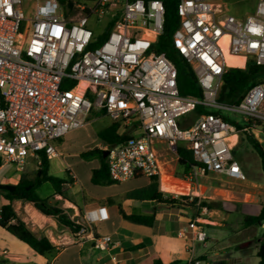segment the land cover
Returning a JSON list of instances; mask_svg holds the SVG:
<instances>
[{
	"label": "built area",
	"instance_id": "obj_1",
	"mask_svg": "<svg viewBox=\"0 0 264 264\" xmlns=\"http://www.w3.org/2000/svg\"><path fill=\"white\" fill-rule=\"evenodd\" d=\"M72 2L70 10L58 0H40L26 19L22 0H0L1 166L13 165L20 174L40 166L42 155L59 157L55 143L83 128L92 111H103L118 123L119 134L133 135L101 149L108 152V174L116 183L139 177L160 182V148L177 160L181 144L200 165L184 179L167 172L172 180L191 185L204 174L245 180L233 156L238 132L223 117L240 115L250 131L257 129L254 138L264 151V84L250 88L236 105L217 98L227 69H243L248 61L264 66V0H256L244 18L228 14L220 0H178L172 41L196 74L201 99L181 96L174 64L152 50L163 31L162 0ZM114 11L120 13L97 42L89 18ZM227 57L240 58L242 66L228 64ZM196 106L210 112L182 127L179 118ZM108 218L105 207L85 210L74 221L76 236L107 250L111 237L96 236L94 226ZM195 228L191 222L179 235L188 239ZM193 238L204 242L206 236L200 231ZM185 264L204 262L192 252Z\"/></svg>",
	"mask_w": 264,
	"mask_h": 264
},
{
	"label": "crops",
	"instance_id": "obj_2",
	"mask_svg": "<svg viewBox=\"0 0 264 264\" xmlns=\"http://www.w3.org/2000/svg\"><path fill=\"white\" fill-rule=\"evenodd\" d=\"M220 1L228 11L223 0ZM110 124L111 120L102 129ZM69 134L58 141L59 147L64 146ZM98 166L99 163L89 169V182L82 186L75 173L66 169L73 179L72 185L65 191L67 200L55 195L51 185L49 188L41 185L36 193L45 189L41 198L56 201L73 221H78L87 209L105 207L109 218L96 224L94 233L96 236H110L109 248L104 251L96 249L92 242H82L75 233L59 225L52 217L42 215L31 204L13 201L12 207L18 218L36 238L45 237L54 249L40 256L0 227V264H185L192 252L200 260L202 258L204 264L258 263V229L245 228L244 216L223 217L212 209L205 215L206 208H199V200L195 205L185 203L171 206L127 198L128 192L145 187L150 179L139 177L109 186H95L90 183V175L91 170ZM18 179L9 181V184H15ZM160 189L159 182L158 190L161 193L165 196L172 194ZM3 204L5 201L0 197V206ZM119 206L127 215L154 213L155 221L151 227L125 221L119 214ZM191 222L196 223L194 234L200 231L205 233L204 242L195 240L194 234H189L188 239L179 235V231Z\"/></svg>",
	"mask_w": 264,
	"mask_h": 264
},
{
	"label": "trees",
	"instance_id": "obj_3",
	"mask_svg": "<svg viewBox=\"0 0 264 264\" xmlns=\"http://www.w3.org/2000/svg\"><path fill=\"white\" fill-rule=\"evenodd\" d=\"M62 8H69L72 10V0H58ZM164 5V24L161 35L157 36L152 45V50L159 54H164L175 66L177 71L176 83L178 92L181 96L192 97L195 99L202 98V89L198 82L197 76L194 73L191 65L177 52L172 41V35L176 30L179 18L177 15L178 0H162ZM112 22L109 23L106 28V33L110 31ZM98 36L97 42L104 37ZM257 84H264V66L256 65L252 61H248L245 68H229L222 77L218 92V102L236 105L246 95L248 90ZM201 106H196L195 109L190 112L194 120L199 116L209 113ZM103 111H92L89 117L92 116H104ZM88 117V118H89ZM225 121L233 124L236 131L241 135L245 141L250 145L252 150L256 153L262 174L264 176V151L254 138V134L250 131L251 128L246 124H240L229 119V117H223ZM183 125L182 127H185ZM118 123L111 122V124L98 131L96 138L102 145L115 146L127 142L132 139L133 135L131 131H125L121 134L118 132ZM234 154V150H233ZM80 159L84 161H90L97 159L99 166L96 169L91 170L90 183L95 186H109L117 184L114 182L108 174L107 158L103 157V151L98 148H93L84 151L79 154ZM200 164L193 160L192 152L187 150L184 145L178 147V159L177 166L180 169L179 174L186 176L194 167H198ZM1 166V164H0ZM50 161L45 156H41V164L35 167L32 171H23L20 173L19 179L15 184H0V197L5 201V204L0 206V227L6 229L11 235H13L20 242L27 245L35 253L40 256L47 255L53 251V246L45 238H36L34 234L27 228L22 222L12 207L13 201H21L29 203L35 210L44 216L52 217L56 222L68 228L73 233H76L79 229L73 220H70L65 210L58 206L56 201H52L49 198H40L36 190L43 184L48 183L53 188L55 195H59L63 199H68L65 191L67 187L73 183L72 177L69 175V171L65 170L64 177H55L49 174ZM127 198H131L139 201H152L156 204L166 205H183L189 203L195 205L198 202L197 198L190 200L189 196H179L173 198L172 196H165L158 190V179L151 178L149 184L145 187L132 190L126 194ZM199 208L211 209V206L203 201L199 202ZM119 214L123 220L130 223L144 225L151 227L155 221V215H141L130 214L127 215L119 206ZM243 226L263 228L260 234V243L257 249V264H264V199L260 204V208L257 214L246 215L243 217ZM263 226V227H262ZM201 260H203L201 258ZM154 264H161L155 262Z\"/></svg>",
	"mask_w": 264,
	"mask_h": 264
},
{
	"label": "rangeland",
	"instance_id": "obj_4",
	"mask_svg": "<svg viewBox=\"0 0 264 264\" xmlns=\"http://www.w3.org/2000/svg\"><path fill=\"white\" fill-rule=\"evenodd\" d=\"M38 1L22 0L21 11L24 18H32ZM223 2L228 8V14L235 17L246 16L252 13L256 5V0H223ZM119 13L114 11L112 13L108 12L100 18L97 16L90 17L88 28L95 36H101L105 33L113 17ZM229 119L240 124L246 123L240 115L236 114L230 115ZM193 120V116L189 113L179 118L178 122L183 126L190 124ZM109 122L110 119L105 115L89 117L86 122L87 124L83 128L69 134L64 146L59 147L60 145L56 142L57 151L58 153L61 152L62 155L50 160L49 174L55 177H64L65 170L68 168L72 173H75L81 186L84 183L88 184L89 169L95 167L99 162L97 159L90 161L80 159L78 151L81 150L80 153H82L93 148L102 149L104 145L98 142L96 133L109 124ZM256 131L257 129L254 130L253 127V131L251 132L254 134ZM238 137L239 140L234 147L233 156L241 167L245 180L235 181L217 174H204L198 177L197 180H192V184L187 192L188 195L178 194L175 197V195L170 194L169 196L173 198L189 196L190 198H197L199 202L205 201L211 206L212 211H216V213L223 217L227 215L240 217L256 214L264 199V176L256 153L239 133ZM159 154L161 167L166 173H173L174 177L180 179L188 176V174L186 176L177 175L180 172L177 160L167 155L165 147L160 148ZM34 169L35 166H28L25 168V171H32ZM18 177L19 173L15 172L13 165H2L0 167V184H9V181L16 180ZM44 185L46 188L50 187V184ZM44 190L42 189L37 192L40 198L45 194ZM210 212L206 209L205 215ZM257 229V234L260 238L263 228Z\"/></svg>",
	"mask_w": 264,
	"mask_h": 264
},
{
	"label": "bare ground",
	"instance_id": "obj_5",
	"mask_svg": "<svg viewBox=\"0 0 264 264\" xmlns=\"http://www.w3.org/2000/svg\"><path fill=\"white\" fill-rule=\"evenodd\" d=\"M227 63L235 66H242V61L240 58L235 57H227ZM236 137H232L231 140L235 141ZM160 190H163L172 194H187L188 185L183 182H178L176 180H172L163 169L162 175L160 178Z\"/></svg>",
	"mask_w": 264,
	"mask_h": 264
},
{
	"label": "water",
	"instance_id": "obj_6",
	"mask_svg": "<svg viewBox=\"0 0 264 264\" xmlns=\"http://www.w3.org/2000/svg\"><path fill=\"white\" fill-rule=\"evenodd\" d=\"M108 152L107 151H103V157L106 158Z\"/></svg>",
	"mask_w": 264,
	"mask_h": 264
}]
</instances>
